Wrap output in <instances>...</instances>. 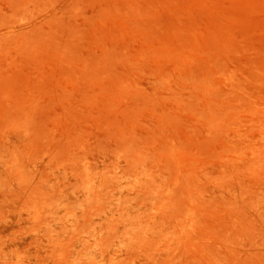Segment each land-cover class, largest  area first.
Segmentation results:
<instances>
[{"label":"rangeland","instance_id":"obj_1","mask_svg":"<svg viewBox=\"0 0 264 264\" xmlns=\"http://www.w3.org/2000/svg\"><path fill=\"white\" fill-rule=\"evenodd\" d=\"M0 264H264V0H0Z\"/></svg>","mask_w":264,"mask_h":264}]
</instances>
